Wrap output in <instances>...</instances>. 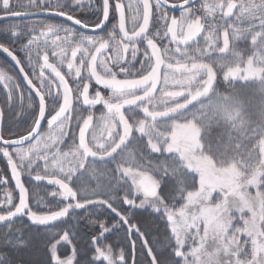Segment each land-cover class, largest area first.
<instances>
[{
  "label": "snow or ice",
  "instance_id": "6c2138e0",
  "mask_svg": "<svg viewBox=\"0 0 264 264\" xmlns=\"http://www.w3.org/2000/svg\"><path fill=\"white\" fill-rule=\"evenodd\" d=\"M0 56V264H264V0H0Z\"/></svg>",
  "mask_w": 264,
  "mask_h": 264
},
{
  "label": "trees",
  "instance_id": "16d2710c",
  "mask_svg": "<svg viewBox=\"0 0 264 264\" xmlns=\"http://www.w3.org/2000/svg\"><path fill=\"white\" fill-rule=\"evenodd\" d=\"M3 60L2 56H0V62ZM0 168H1V163H0Z\"/></svg>",
  "mask_w": 264,
  "mask_h": 264
},
{
  "label": "rangeland",
  "instance_id": "374dc122",
  "mask_svg": "<svg viewBox=\"0 0 264 264\" xmlns=\"http://www.w3.org/2000/svg\"><path fill=\"white\" fill-rule=\"evenodd\" d=\"M3 167V164L1 163V168Z\"/></svg>",
  "mask_w": 264,
  "mask_h": 264
},
{
  "label": "flooded vegetation",
  "instance_id": "af4514ba",
  "mask_svg": "<svg viewBox=\"0 0 264 264\" xmlns=\"http://www.w3.org/2000/svg\"><path fill=\"white\" fill-rule=\"evenodd\" d=\"M0 63H2V61Z\"/></svg>",
  "mask_w": 264,
  "mask_h": 264
},
{
  "label": "water",
  "instance_id": "95a60500",
  "mask_svg": "<svg viewBox=\"0 0 264 264\" xmlns=\"http://www.w3.org/2000/svg\"><path fill=\"white\" fill-rule=\"evenodd\" d=\"M57 19H59V18H57Z\"/></svg>",
  "mask_w": 264,
  "mask_h": 264
}]
</instances>
